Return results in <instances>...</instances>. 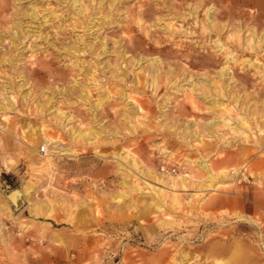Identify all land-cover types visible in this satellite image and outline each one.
<instances>
[{
    "label": "rangeland",
    "instance_id": "374dc122",
    "mask_svg": "<svg viewBox=\"0 0 264 264\" xmlns=\"http://www.w3.org/2000/svg\"><path fill=\"white\" fill-rule=\"evenodd\" d=\"M250 2L0 0V264H264Z\"/></svg>",
    "mask_w": 264,
    "mask_h": 264
},
{
    "label": "bare ground",
    "instance_id": "6f19581e",
    "mask_svg": "<svg viewBox=\"0 0 264 264\" xmlns=\"http://www.w3.org/2000/svg\"><path fill=\"white\" fill-rule=\"evenodd\" d=\"M237 3H241L242 5H251L252 3L250 2V0H236ZM260 11V10H259ZM225 14V16L227 15V12H223ZM241 13V12H240ZM264 15V10H261L259 12L258 15H254L253 17H251V19L253 18V20L256 22V20L260 19L262 16ZM228 16V15H227ZM234 29H232V32L230 34L231 38H232V44H241L242 45L245 43V42H249V41H252V38L250 37H246V40H243V37H242V34H241V30L242 28L239 27V26H234L233 27ZM256 28V27H255ZM262 37V36H260ZM249 44V43H248ZM224 45V44H223ZM247 137V136H246ZM135 158V157H134ZM137 163V162H136ZM204 168L205 170L210 174V179L212 180L213 179V172H212V168H211V165L205 163L204 165ZM225 176H227V173H225ZM160 181V180H159ZM174 183H175V179H173ZM212 183V182H211ZM209 185V184H208ZM212 185V184H210ZM141 185L139 183H137L135 185V189L136 190H139L141 189L140 187ZM154 190V188H152ZM172 192L173 194L170 195L168 194L166 191H163L161 188L159 189H156L155 190V196H158L155 198V196L152 198V201L150 202L149 205H147L146 207H149V209L152 207L155 211H161L162 212V209L164 206H166V203L168 202H165L166 201V198H168L170 201H169V205H171V207H179V208H183V209H186V212L188 214H192L193 212V209L195 208V202H193V199H189L188 200V206L186 207L180 197V195L178 193H176V190L175 189H172ZM163 197V199H162ZM264 198V196H263ZM15 199V198H14ZM262 199L259 198V199H256L255 201L257 203H260V204H263L264 205V201H261ZM199 201V200H197ZM137 205V204H136ZM178 208V209H179ZM260 219V218H259ZM261 220V219H260ZM263 220V219H262ZM252 221V220H251ZM258 222H260L258 220ZM253 224L254 225H257V220H253ZM177 262V260H176ZM174 264H177V263H174ZM220 264V263H219Z\"/></svg>",
    "mask_w": 264,
    "mask_h": 264
},
{
    "label": "built area",
    "instance_id": "2783aa9c",
    "mask_svg": "<svg viewBox=\"0 0 264 264\" xmlns=\"http://www.w3.org/2000/svg\"><path fill=\"white\" fill-rule=\"evenodd\" d=\"M45 149H43V151H44ZM174 172H175V170H174Z\"/></svg>",
    "mask_w": 264,
    "mask_h": 264
}]
</instances>
